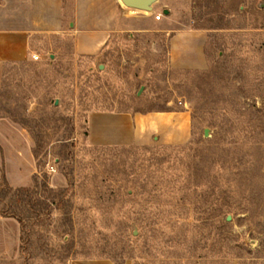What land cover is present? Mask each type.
<instances>
[{"label":"rangeland","instance_id":"obj_1","mask_svg":"<svg viewBox=\"0 0 264 264\" xmlns=\"http://www.w3.org/2000/svg\"><path fill=\"white\" fill-rule=\"evenodd\" d=\"M122 5L127 24L97 56L77 55L67 30L42 41L38 61L0 64V264H264V0ZM184 29L207 35L204 70L171 66L169 39ZM96 112H181L188 138L94 146ZM20 133L32 164L17 159ZM10 156L34 169L36 199L51 204L46 183L64 192L26 233L1 212L24 208L2 198V185L22 188Z\"/></svg>","mask_w":264,"mask_h":264},{"label":"crops","instance_id":"obj_2","mask_svg":"<svg viewBox=\"0 0 264 264\" xmlns=\"http://www.w3.org/2000/svg\"><path fill=\"white\" fill-rule=\"evenodd\" d=\"M159 10L160 7L153 5L152 12ZM162 11L165 14L166 10ZM126 14L120 0H0V64L27 60L36 54L44 39L59 36L67 30L74 37L77 55L97 56L113 35L126 26ZM206 44L204 31H175L169 39L171 66L204 70L207 67ZM2 123L9 129L7 121ZM3 132L0 130L1 134ZM20 134L23 137L16 135L17 159L21 160V156L25 155L24 159L32 164L30 147L24 134ZM87 138L94 146H128L147 144L151 140H158L164 145L179 144L188 138V119H181V112H96L89 115ZM13 158L10 156L7 159L10 183L15 187L31 186L34 169L27 173L21 171L13 164ZM72 264L115 263L94 259L78 260Z\"/></svg>","mask_w":264,"mask_h":264},{"label":"trees","instance_id":"obj_3","mask_svg":"<svg viewBox=\"0 0 264 264\" xmlns=\"http://www.w3.org/2000/svg\"><path fill=\"white\" fill-rule=\"evenodd\" d=\"M35 156H37V153H35ZM43 186L45 187L46 192L49 194L48 198L53 199L51 201L50 205L56 206V209H59L60 206L64 205V200L62 198V196L64 195V192L55 191L54 189L50 188L47 183L44 184ZM1 187L4 190L3 194L1 193L3 200L8 195H11V198L14 199L16 203L21 205L20 206L21 208H22V206H24L23 209L11 211V213L9 214L8 211L12 210V208L5 205V206H3V208H1V212L6 216L16 218L18 220V222L22 225L23 231L25 233H26V231H28V222H29L30 218L35 217L33 225H37V223L42 222L40 217L43 214H46V215L49 214L50 205H48L42 199H36L35 198L37 195L36 189H38V186L37 187L34 186V187L13 188V187L5 184V185H2ZM8 208H9V210H8ZM30 212H31L30 215H32V216L28 215ZM229 223H230V221L226 220V222H224V224H223V228H227ZM73 233H74V230L71 229V231L66 232V234L64 236L69 235L72 237ZM28 239H29V236L27 237V239H25L23 237V241L25 242V244L28 242L27 241ZM70 252H72L71 249L69 247H67L65 253L69 254V256H72V255H70L71 254Z\"/></svg>","mask_w":264,"mask_h":264},{"label":"water","instance_id":"obj_4","mask_svg":"<svg viewBox=\"0 0 264 264\" xmlns=\"http://www.w3.org/2000/svg\"><path fill=\"white\" fill-rule=\"evenodd\" d=\"M126 7L137 9L146 12L153 11V4L158 0H121ZM165 14H168V11H165ZM228 221L231 220V217L227 218Z\"/></svg>","mask_w":264,"mask_h":264},{"label":"built area","instance_id":"obj_5","mask_svg":"<svg viewBox=\"0 0 264 264\" xmlns=\"http://www.w3.org/2000/svg\"><path fill=\"white\" fill-rule=\"evenodd\" d=\"M156 19H157V20H160V19H161V16H157ZM32 58H33L35 61H38V60L40 59V56L37 55V54H33V55H32ZM51 171L54 172V171H55L54 168H52Z\"/></svg>","mask_w":264,"mask_h":264},{"label":"bare ground","instance_id":"obj_6","mask_svg":"<svg viewBox=\"0 0 264 264\" xmlns=\"http://www.w3.org/2000/svg\"><path fill=\"white\" fill-rule=\"evenodd\" d=\"M121 1V0H120ZM122 2V1H121ZM123 3V2H122Z\"/></svg>","mask_w":264,"mask_h":264}]
</instances>
